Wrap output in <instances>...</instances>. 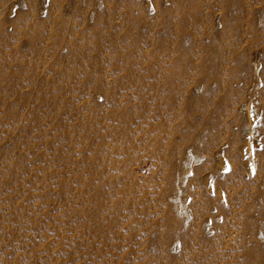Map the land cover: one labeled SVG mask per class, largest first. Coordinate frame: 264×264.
Returning <instances> with one entry per match:
<instances>
[{"label": "rangeland", "instance_id": "rangeland-1", "mask_svg": "<svg viewBox=\"0 0 264 264\" xmlns=\"http://www.w3.org/2000/svg\"><path fill=\"white\" fill-rule=\"evenodd\" d=\"M0 264H264V0H0Z\"/></svg>", "mask_w": 264, "mask_h": 264}, {"label": "bare ground", "instance_id": "bare-ground-1", "mask_svg": "<svg viewBox=\"0 0 264 264\" xmlns=\"http://www.w3.org/2000/svg\"><path fill=\"white\" fill-rule=\"evenodd\" d=\"M228 175V174H227ZM169 177V176H168ZM169 184V183H168ZM219 192V194L218 195H220L221 193H220V191H218ZM220 199H221V197H219Z\"/></svg>", "mask_w": 264, "mask_h": 264}]
</instances>
